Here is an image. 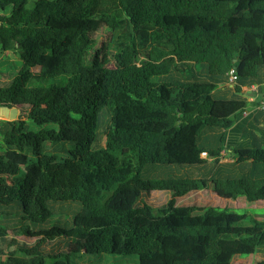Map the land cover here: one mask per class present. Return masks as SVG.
Here are the masks:
<instances>
[{
	"label": "trees",
	"instance_id": "1",
	"mask_svg": "<svg viewBox=\"0 0 264 264\" xmlns=\"http://www.w3.org/2000/svg\"><path fill=\"white\" fill-rule=\"evenodd\" d=\"M6 50L0 264H264L240 260L264 247V213L176 203L264 199V115L221 160L252 104L239 93L263 82L264 0H0ZM153 164L167 172L142 178Z\"/></svg>",
	"mask_w": 264,
	"mask_h": 264
},
{
	"label": "rangeland",
	"instance_id": "2",
	"mask_svg": "<svg viewBox=\"0 0 264 264\" xmlns=\"http://www.w3.org/2000/svg\"><path fill=\"white\" fill-rule=\"evenodd\" d=\"M91 58H92V54L90 53V50H88L87 55H86V61L89 62ZM15 60H19V57L13 50H6L2 52L0 51V82H4L5 79L8 78L6 77V74L3 75L1 71L8 72L12 70V66L14 65ZM259 73L261 74V78L263 79V82L260 83L261 91L254 92V90L252 89L251 91L248 92L247 88H249V86L244 85L242 89L243 91L239 93L240 95H244L246 97L255 96L253 100H256V98L258 100H261L262 98H264V68L259 69ZM219 88L217 89V91L220 93L221 89ZM222 89H226V88L223 86ZM262 104H264V102ZM251 114H252V111H249L243 117H248ZM236 124H237V120L230 127L231 129H229L230 131H228V136H225L224 145L226 147V150L223 152L222 160L231 159L232 153L229 150V148L236 141V137H239L241 134L242 123H238L237 125ZM260 124H262V122H260ZM105 125L106 124L104 123L103 127L101 128L103 132L105 130ZM231 133L233 135L232 137H230ZM99 141L100 142L102 141V135H100ZM165 168H167V166L163 164L162 165L153 164V165L148 166L147 168H143L140 171V176L142 178H147V177L157 178L167 172ZM54 176L56 177L57 182L61 184L66 183L67 180L69 179V175L67 174L66 171H63V170H60V171L57 170L54 173ZM176 203L177 204H196V205L214 204V205H221V206L227 205L230 207H236L234 208L236 209V211H242L244 209H247L249 211H255L258 213L259 216H262V213H264V209L262 208L264 205V199L249 202L245 199L243 195H238L235 198H225V197H222V196H219L213 193L210 189H199V190L190 192L184 196L177 198ZM262 256H264V248H261L256 253H253V255H250L249 257H246V258H241L240 260L253 261V259H256L258 257L260 258ZM82 260L86 262L87 261H97V262H103V263L115 262V261L133 262L137 260V256L135 254L95 253V254H91L88 257H83Z\"/></svg>",
	"mask_w": 264,
	"mask_h": 264
},
{
	"label": "crops",
	"instance_id": "3",
	"mask_svg": "<svg viewBox=\"0 0 264 264\" xmlns=\"http://www.w3.org/2000/svg\"><path fill=\"white\" fill-rule=\"evenodd\" d=\"M245 86H249V88H247V91H251L252 89L254 90V92L258 91L260 92L261 91V86H260V83H252V84H249V85H245ZM255 96H249L248 99L252 101V104L250 105L251 107L247 110H245L242 114H240L236 120H237V124L238 123H242V126H241V134L239 137H236V141L231 145V147L233 145H236L237 143H240L241 141H243L244 139H246V135L244 133V130L246 129V127L248 128L249 124L248 122L250 123V121H252L254 117L256 118H259V119H262L263 118V115H264V112L262 114V110L260 109L261 107L264 108L263 106V102H264V98H262L261 100H258L256 98V100H253ZM249 111H252V114L248 117H243L245 114H247V112ZM240 119V120H239ZM242 119V121H241ZM235 120V121H236ZM241 121V122H240ZM254 123V122H253ZM236 124V125H237ZM263 124V123H262ZM261 124V125H262ZM232 126V125H231ZM230 126V127H231ZM227 128L226 131H225V136H228V131H230L229 129L231 128ZM235 129V127H234ZM232 133L230 134V137H232ZM230 149V148H229ZM224 151H222L223 153ZM223 158V157H222ZM222 160V159H221ZM227 160H230V159H227ZM224 161V160H222ZM264 206V205H263ZM264 248V247H263Z\"/></svg>",
	"mask_w": 264,
	"mask_h": 264
},
{
	"label": "water",
	"instance_id": "4",
	"mask_svg": "<svg viewBox=\"0 0 264 264\" xmlns=\"http://www.w3.org/2000/svg\"><path fill=\"white\" fill-rule=\"evenodd\" d=\"M19 114L16 105L0 104V118L15 119Z\"/></svg>",
	"mask_w": 264,
	"mask_h": 264
},
{
	"label": "built area",
	"instance_id": "5",
	"mask_svg": "<svg viewBox=\"0 0 264 264\" xmlns=\"http://www.w3.org/2000/svg\"><path fill=\"white\" fill-rule=\"evenodd\" d=\"M235 78H236V75L234 74L233 69H231L230 70V80H235ZM263 106H264V104H263Z\"/></svg>",
	"mask_w": 264,
	"mask_h": 264
}]
</instances>
